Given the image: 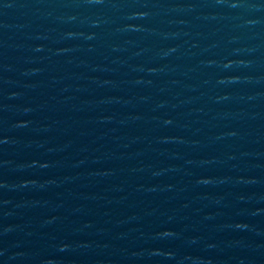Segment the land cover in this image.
<instances>
[{
    "label": "water",
    "instance_id": "95a60500",
    "mask_svg": "<svg viewBox=\"0 0 264 264\" xmlns=\"http://www.w3.org/2000/svg\"><path fill=\"white\" fill-rule=\"evenodd\" d=\"M0 264H264V0H0Z\"/></svg>",
    "mask_w": 264,
    "mask_h": 264
}]
</instances>
